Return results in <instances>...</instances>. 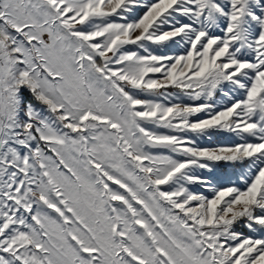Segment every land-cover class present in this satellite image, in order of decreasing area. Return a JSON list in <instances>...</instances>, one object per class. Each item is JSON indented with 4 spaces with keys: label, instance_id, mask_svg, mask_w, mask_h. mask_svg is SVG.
I'll list each match as a JSON object with an SVG mask.
<instances>
[{
    "label": "snow or ice",
    "instance_id": "obj_1",
    "mask_svg": "<svg viewBox=\"0 0 264 264\" xmlns=\"http://www.w3.org/2000/svg\"><path fill=\"white\" fill-rule=\"evenodd\" d=\"M0 264H264V0H0Z\"/></svg>",
    "mask_w": 264,
    "mask_h": 264
}]
</instances>
